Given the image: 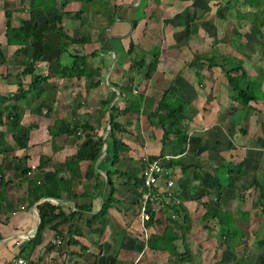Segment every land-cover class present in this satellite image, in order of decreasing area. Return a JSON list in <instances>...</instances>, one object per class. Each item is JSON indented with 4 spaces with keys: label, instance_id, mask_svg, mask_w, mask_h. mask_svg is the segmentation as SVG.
Instances as JSON below:
<instances>
[{
    "label": "crops",
    "instance_id": "0c3cea01",
    "mask_svg": "<svg viewBox=\"0 0 264 264\" xmlns=\"http://www.w3.org/2000/svg\"><path fill=\"white\" fill-rule=\"evenodd\" d=\"M9 1L11 3H15L16 5V0ZM117 1L121 3V5L114 12V16L116 13L115 21H110L109 17L105 15L106 13L95 12V14L98 16V20L100 18L99 21L101 22V24H99L100 30L97 34L99 35V38L98 40H93L91 35L84 34L89 40L82 44L81 47H84L85 53L92 52L95 49L103 50L102 56L106 59L107 66H104V62L99 57H95L93 60H91V66L93 68L100 65L102 67L104 66V82L107 85H110L108 78H110L111 75H116L118 76L117 82H120L125 86L129 85L128 91L132 90L136 92L137 88H139V90H143L144 88L143 85L145 82H142V80L143 76L145 75L144 73L146 68H143L139 71L137 69L133 71L130 70V65L134 60L132 56H129L127 54V49L131 42V35L134 34V39L136 38V42L138 43V47L133 55H144L146 59L150 61L152 59V56L147 50L150 49L151 46L155 45L159 46L160 48L162 47V44L158 43L157 39H161L162 37L165 41V44L170 47L179 44V42H181L182 44L186 43V39L183 41V31H186L184 27L186 25V21L183 20L186 13L187 17H189L190 14L196 16L194 24H197L196 27L199 28V26L201 25L200 20L202 19V16L205 15L203 13L208 7H210L211 12L214 11L216 13V19L213 20V22L210 21V23H214L217 25L218 22L220 26L219 15H221L222 18L225 15L223 12L220 13L219 9L221 8L219 7L213 10V4L217 1H220L221 3L219 5H222L228 0ZM260 1L261 7L259 11L264 13V0ZM11 3L9 8H12ZM229 3L233 6L238 5L239 16L242 14L253 15L256 11H258L257 6L245 3V0H229ZM28 5L29 1L26 0V7H28ZM18 8L19 9L12 11L10 15H7L5 13L4 3H0V94L5 95L6 97H9L11 95L12 97H14L18 93L17 77H15L14 73L13 76H7L8 71L13 72V67L16 66V64H14L15 62L13 63L15 59L12 58H14L15 51L18 46L8 44L5 37V32L8 26L16 25L19 21V18L24 19L25 17H27V12L22 11L23 9L20 7ZM229 15L235 14L230 13ZM198 16L200 20L198 19ZM65 18L70 19L69 16H66ZM74 20L76 21L77 19ZM133 21L139 22L136 29H134ZM243 21L244 19L240 20L241 23ZM93 25L97 24H95L94 22ZM215 29H218V33H221L220 31H222L218 28V26ZM64 30L67 32L65 27ZM155 32H162L160 38L155 37ZM197 32L198 31H196L195 33ZM154 38H156V40H154ZM229 41L231 42V40ZM95 42H98L99 44H94ZM87 45H92L95 48H93L91 51H86V47H88ZM95 45H98L99 47ZM162 58L163 56L161 55L160 59ZM46 61L52 62L53 58L46 59L40 62L45 63ZM44 65L45 64H43V66ZM41 66H38V69L40 68L39 70H42L46 73L47 71L46 69H44L45 66ZM48 73L49 72H47L46 74ZM141 73H143V75ZM54 76L56 77V79H60L61 82L63 81V79H61L60 77L56 75ZM152 80L153 78H151L150 81H147L148 84ZM77 82H83L81 84H84V82L86 83V78H83L82 80ZM140 83L141 85L139 86ZM99 88L102 89L99 97V99H101V96L106 94L107 92V89L103 86L91 89V93H93L94 91L98 92ZM113 89H115L117 92V94L113 97V101H117L119 96L121 95V92L117 87H114ZM144 92L146 93V91ZM27 98H29V96ZM258 101H251L250 104H257ZM7 102H10L9 99ZM7 102H0V113L7 111L5 108V104H7ZM12 102L17 101L14 100ZM24 103H26V101ZM20 105L19 106L21 109L25 108V104L20 103ZM49 106L53 105L50 103ZM28 107L29 109L25 108L28 109V112L25 111L26 118L21 122L24 127L23 129H20L18 131L20 133H27L29 135L28 145L26 147L22 148L18 146L13 139L12 132L8 130L7 125L5 123H0V132H4V137H0V165H2V167L4 166L2 172H0V264H20L18 262L20 258H23L26 261L23 264H59V261L61 259H63L62 261H66V264H72L70 263V260H72L73 255H76L75 253L78 249L76 248V246L78 245L65 246L62 249L63 252L55 248L49 249L48 245L54 238V231L49 227L42 230L41 234L39 235L36 247L31 254V257H25L22 252H24V249L27 248L29 240L32 239L38 233V231L35 235L32 236H27L26 234L29 232H33V230L37 226L38 223L36 216L39 217L40 221V214L37 206L44 200H50L54 204H61L63 209L67 212L77 211L80 205L90 206V211H81L82 214H80L79 219H74L73 221L64 223L60 226V228H62L66 232L69 230L70 226L76 229L77 225H81V227L84 228L82 230L83 233H86V231L88 232L89 229L97 226L99 221L96 220L93 215L102 208L103 202L110 191V188L108 186V170H113L114 172L113 181L116 186V192L114 195L118 199H120L121 202H117L114 204L115 207L109 208V213L108 215H106V217L111 220L113 225L111 227L107 225V228L99 241V245L102 244L103 241L108 237H111L115 241L114 238L117 235L121 237L120 239H122L123 235L120 236L122 233H119V231H121L123 228H126L129 235H131L129 231L133 230H136L135 232H137L138 234L140 232L139 227L141 231H143V229H146V231H148V235H146V238H148L151 228H147L146 226L142 225L140 218V207L136 208L137 204H139V206L141 205L140 200L142 190L131 186L128 180L129 175L124 176L120 169H117L118 166L114 165L113 159H111L112 157L110 156L111 151L108 150L110 144L109 142L107 150L105 152H103L102 150L103 153H100L101 155L99 156L95 164V167L100 172L98 180L104 184L103 192L99 191V189L94 188L93 185H95L96 183L95 179H88L85 177V171L87 169V164L89 163V161L84 160L81 162L82 168L80 170L83 176L74 177L71 186L74 195L75 193L80 194L84 191H88L87 193L78 195L76 197H74L72 193L71 197L65 199L55 198L51 200L49 199L50 197H44V199H42V197L34 204H29V178H32L36 174L37 170L47 172L56 170L57 164L64 162L67 158L71 157L77 152L81 141L84 139V133H79L82 137L75 135H61L55 138V142L53 143L52 137L48 133V126L53 124L56 118H63L66 115H71V113L73 112L72 109L70 110L72 112L68 113V111H66L69 110L67 108V104H59L58 101H56L54 103V106L52 107L50 115L47 117L44 115V117L41 114L32 113V106ZM45 111L46 109H44V112ZM244 111H247L248 114V112L252 110L246 109ZM54 113L56 114L54 115ZM30 114H32V116H35L34 120L37 122L33 123L31 122L32 120H29ZM74 114H76V112ZM83 114H85V118H88L92 124H97L99 116H96V114L94 115V118L96 120V123H94L91 119L92 115L89 114L88 110L83 108L79 111V116L73 117L81 120ZM247 114L245 112V116H247ZM256 114L254 115L253 120H250L251 125L247 127L248 129L240 128V125L243 124H239L236 120V127L239 126V132H242L243 136L236 133L237 129H233L231 135H224V132L219 126V131L217 129H213V133H211V136H215L216 133H214V131L217 132L218 134L216 138L209 137L210 132H207V136H204L205 132H197V137L193 138L199 142L198 146H201V144H212L211 149L214 150L211 151L213 152V160L210 159L211 157L206 158L204 160V164L203 162L201 164L197 163L196 165H194L193 163V166L190 165V162H187L190 161L192 157H182L184 158V161L190 166L187 169L189 170V172L186 173L187 170H183L178 165L173 167L175 168V175L178 179H176L177 181L175 187L171 188L172 196L181 199V204L187 207L190 218L194 215H198V212L199 214L201 212L198 217L208 220L211 219L212 221H214L217 230L219 229L218 219L216 215L210 218L208 217L209 215H204L207 211L204 202H213L212 204L215 206L216 199L220 197L222 202L220 206L221 209L227 212H231L230 215L233 216V220L235 221L234 223L242 226L243 233H245L246 231L244 225H251V227L255 226L253 228V231H251V233H253V238H250V241H256L258 239L257 237H255V233L257 234V232L259 233V237L261 238L259 240H264V204H261V196L264 194V187L262 188L261 186H256L254 184V181L251 184L248 182L251 177H254V179L257 178L259 172V177L264 176V120L263 118L259 119ZM138 117L140 118L141 126L144 129L146 128V130L149 129V137L145 136V134L140 135L138 133L132 134L123 132H118L117 135L122 140H124L126 142V145L128 146H123L122 148L127 147V150L130 149V151L128 150V153L124 152L123 149H121L120 157L121 162H123V168L126 167V163L129 162V159L131 157L137 158L135 163L132 165V170L137 172L139 176H141L144 168L142 167V161L139 158L142 156V159L147 160V157H149L150 155L160 154L162 150V134L158 128L154 127L151 119H149L146 115L141 114ZM228 117L231 119L233 116L230 114V116ZM229 118L227 119V121H229ZM239 118L243 119L241 118V116ZM107 123V119H102L101 128L97 129L98 134H102L104 138H107L105 136H107L108 132H106V129L104 130L105 127L103 126L107 127ZM228 126L231 130L232 125L228 124ZM130 127L133 128L134 131V127ZM144 129L142 130V132L144 131ZM219 132H222L223 134L221 135L219 134ZM92 133H94V131ZM139 135L143 139L140 138ZM243 137H247V140L245 141ZM198 151H200V149ZM43 155H47L48 157L43 162H41V157ZM224 162H228L230 164V168L226 173L227 177L225 176V179L222 180L220 178V174L216 172V168ZM33 165H35L36 168H34ZM30 168L31 170L29 171ZM239 168H243V171L238 173V175L232 172V170L237 171L239 170ZM247 169L250 170L248 171V173ZM62 174L66 176L69 173L68 171H62ZM236 176H238L239 178L238 182L234 179L236 178ZM132 181H134V179H132ZM194 182L197 185L194 186ZM230 183L233 184L232 188L229 187ZM243 184H246L248 187L246 189L247 194L245 192L244 195H241V197H243L242 199L239 195V186H242ZM185 185H188V187L186 188ZM216 193L218 194V197L213 199ZM192 194L194 195L192 196ZM212 194L213 196H211ZM197 197L201 199L199 200V198ZM233 198H236V200H238L239 208L237 210L230 209V200ZM174 204L175 203H172L171 205ZM179 204L176 203V205ZM238 212H242L245 216L247 215L248 221H244V223L240 222L241 216L238 215ZM179 216H181L182 219L184 218L183 213H180ZM90 223L91 225H93L92 227L88 225ZM122 225H124L125 227ZM188 228L189 227H187V229ZM93 231L94 230H91V232ZM76 237L80 239L81 242L89 244L86 238L78 237L77 235ZM244 239L245 237H243V240H241L240 237H236L235 240H237L236 242H238L239 245H244V254H246L247 242L244 241ZM134 243L135 244L130 249L136 252L137 243ZM261 245L263 244L261 243ZM89 246L90 247L88 251H93L94 253V248H100L97 245ZM147 248L149 247L147 246ZM218 249L221 250V248ZM260 253L264 254V248ZM260 259L263 262L262 264H264V257L260 256ZM247 261L248 260H245L244 262L246 263ZM234 262V264H238L236 260ZM133 263L135 264L136 262ZM216 263L218 262L216 261Z\"/></svg>",
    "mask_w": 264,
    "mask_h": 264
},
{
    "label": "trees",
    "instance_id": "16d2710c",
    "mask_svg": "<svg viewBox=\"0 0 264 264\" xmlns=\"http://www.w3.org/2000/svg\"><path fill=\"white\" fill-rule=\"evenodd\" d=\"M28 1V7L22 10L27 12V17L24 19L19 18L18 23L13 26H8L5 32L7 43L18 46L15 51L16 61L14 64L24 65L22 74H29L31 76L28 89H24L22 87L21 80L17 82L20 96H16V99L25 97L30 92L35 93L42 88V84L46 82L50 76L49 74H45L42 70H39L40 68L38 69L36 64L37 62L52 58L55 61L53 66V71L55 72L54 75L62 79L68 78L77 81L86 78V83L84 82V84H82L83 86L92 89L103 86L107 89L106 94L101 96V106L98 109L99 118L97 124H92L88 118H85V114H83L82 119L79 120L80 124H78L75 122L73 118L74 113L72 112L71 115H66L63 118H56L54 123L48 126V133L52 137L53 143L55 142L54 139L61 135H75L82 137L79 134L80 132L84 133V139L81 141L77 152L67 158L64 162L57 164L56 170L48 172L37 170L36 174L32 178H29V204H34L42 197L65 199L71 197L72 193L74 195L71 183L74 177L83 176L80 170L82 168L81 162L84 160L89 161L85 171V177L88 179H95L96 183L93 185L94 188L103 192L104 184L98 180L100 172L95 167V164L105 144L103 135L97 134V129L100 128L102 119L104 118L107 119V122L110 125V130L107 134L108 137L106 136L108 139H106L110 143L109 148H112L113 163L118 166L117 169H120L124 176L129 175L128 180L130 185L134 188H139L141 190L145 189L142 175L139 176L137 172L132 170V165L135 163L137 158L131 157L129 162L126 163V167L123 168L120 152L122 147L127 145L126 142L117 135L118 132L134 133L133 128L130 127L132 124V115H135L136 117L141 114L146 115L149 119H151L154 127L158 128L162 134V150L160 154L150 155L147 157V160L142 159L141 156L139 159L142 161V167L145 168L149 161L154 158L172 155L173 157L167 163L168 166L175 167L178 165L183 170H187L190 166L182 157L185 155L188 157L187 147L190 144H194V141L196 140L194 139L195 137H191L188 124L197 115L199 111L198 108L186 96H184L178 87L171 84L162 88L161 96L159 98L155 95L146 94L144 92L145 88L148 86L147 81L151 80L152 73L156 70L159 63L161 48L155 45L151 46V48L147 50L152 56L150 61H148L144 55H140L139 57L133 55L138 47V43L136 42V38L134 39V34H132L131 42L127 49V54L132 56L134 59L130 65V70L133 71L137 69L139 71L146 68L144 73L145 75L142 80V82H145L143 85L144 88L143 90H139V88H137L136 92L132 90L128 91L129 85L125 86L120 82H117V80H113L111 77L110 81L113 82H109L110 85H107L104 82L105 78L103 67H106L107 64L106 59L102 56L103 50L95 49L92 52L85 53L83 47L81 46L89 39L81 33L79 28H75L73 34H68L63 27V20L66 16H71L72 18L82 22L86 14H88L89 8L90 11L93 10V12L95 11L99 13L100 10L97 8V4L102 0H78L81 5L77 8V10L69 9L70 7H68V5L70 0ZM104 1H106L105 5L108 10L105 11V15L109 17L110 21H115L114 12L118 7H120L121 3L117 0ZM10 3L11 2L9 0H6L4 3V9L7 15H10L12 11L19 9L18 7L9 8ZM86 3H89L88 7L86 6ZM245 3L257 6L258 11L254 14L259 19V24L264 25V13L259 11L261 1L245 0ZM195 19L196 16L189 15L188 21L186 22L187 36L198 31L195 28L197 26V24H194ZM138 23V21H133L134 29H136ZM55 34L58 36V40L55 45H52L49 39ZM79 45L81 46L79 47ZM31 47L32 52L30 53L29 51ZM55 51L57 55L54 53ZM95 57H99L105 65L103 67L100 65L93 68L91 66V60ZM196 57L198 58V61L204 60L207 62L209 69L214 68L220 72L225 84L231 89V91L234 92L232 96L234 100L238 101L246 108L249 109L253 107L250 104L251 101H258L260 98H264V90L261 88V83L264 79L261 78V76H264V68H259V75L254 76L246 69L245 61L242 58H236L238 56L223 55L222 53L217 54L212 51L208 53H197ZM195 71L198 74L200 81H202L204 78L203 73L199 69H196ZM7 76H13V72L8 71ZM17 76L20 77V74ZM140 85L141 83L139 86ZM114 87L119 88L121 92L117 101H113V97L117 94L116 90L113 89ZM54 99L55 97L52 99L49 94L44 95L41 99H39V102L36 105L31 107V112L34 114H41L43 116L45 115L46 117L49 116L52 111V107L56 102ZM7 101L8 97L0 94V102L6 103ZM50 103L53 106H49ZM5 108L7 111L0 113V123H5L7 125L8 130L12 132L13 139L18 146L22 148L26 147L28 145L29 135L27 133L18 132L24 127L21 123L23 109H21L16 102H7V104H5ZM44 109H46L45 112ZM108 116L111 119L110 121L108 120ZM122 116L125 117L124 120H120ZM93 131L94 133H92ZM0 137H4V132H0ZM189 156L191 155L189 154ZM47 157V155H43L41 157V162H43ZM3 167L0 165V172H2ZM30 170L31 168L29 171ZM62 171H68L69 174L67 175L69 177L62 174ZM241 171H243V168H239L237 171L232 170V172L236 173V175H238ZM113 174V170L107 171L108 186L110 191L103 202L102 208L93 215L99 223L97 226H94V228L89 229L88 232L86 231V233H83L82 230L84 228H82L81 225H77L76 229L70 226L67 232L60 228V226L64 223L73 221L74 219H79L80 214H82L81 211H90V206L80 205L77 211L67 212L63 209L61 204H54L50 200L40 202L37 206L40 214L38 233L29 240L27 248L24 249V252H22L23 255L28 258L31 257V254L36 247L39 235L42 230L48 227L54 231V238H59L61 240L59 244L52 240L48 245L49 249L55 248L63 252L62 249L65 246L79 245L81 251L77 254L84 257L89 250V245H97L101 248L102 245H99V241L103 236L107 225L110 227L113 225L111 220L106 217L109 213V208L115 207V203L121 202V200L114 195L116 192V186L113 181ZM132 179H134V181H132ZM257 183H259V179L255 178L254 184L256 186H258ZM232 186L233 184L230 183L229 187L232 188ZM247 187L248 186L246 184L239 186L240 197L241 195H244ZM87 192L88 191H84L80 194L75 193L74 197L83 195ZM241 198L243 199V197ZM200 199L201 198H199V200ZM212 203L213 202L210 201L204 202L207 210L204 215H209V218L216 215L219 225V229L215 233L218 235L216 237L220 238V236L227 235V244L228 248H230L229 246L233 245L230 244V238L235 240L236 237H239L240 233L239 231L237 234L236 230L234 235H232L230 228H235L238 224L234 223L235 221L233 220V216L230 215V211L227 212L221 209L220 206L222 202L220 197L216 199L215 206ZM180 213L184 214L183 219L179 216ZM190 221L191 218L189 216L188 209L183 204L169 205L167 208L162 206L159 210H152L150 212V218L145 222V226L147 228H151V232L146 239V245L151 250L169 251L170 253L172 250V252L176 251L175 255H178L179 257H177V264H186L192 261L194 259V255L186 237V229L187 225L188 227L190 226ZM181 223L185 224V230L180 227ZM88 225L91 227L93 226L91 223ZM158 226L161 227L160 230L154 231ZM240 228L242 230V226H240ZM91 230L94 231L91 232ZM76 235L78 237L86 238L89 244L81 242ZM180 238L182 240L181 242L184 250H179L177 240ZM114 239L116 243L121 241L117 235ZM260 242H263L262 244H264V240H260ZM220 262H223V260ZM237 263L245 264L242 260H238ZM61 264H66V261ZM113 264L134 263L131 260L116 257Z\"/></svg>",
    "mask_w": 264,
    "mask_h": 264
},
{
    "label": "rangeland",
    "instance_id": "374dc122",
    "mask_svg": "<svg viewBox=\"0 0 264 264\" xmlns=\"http://www.w3.org/2000/svg\"><path fill=\"white\" fill-rule=\"evenodd\" d=\"M0 3L1 4L5 3V0H3V2L2 0H0ZM89 3H86L87 7L89 6ZM220 3H221L220 1H217L213 4V10L219 7L221 8L219 9L220 13L223 12L225 15L223 16V18L221 15H219L220 26L218 22L217 25L214 23L212 24L210 23V21L213 22V20L216 19V13L214 11L211 12L210 7H208L203 13L205 15L202 16L201 20L198 16L201 25L199 26V28L194 26L196 30H198L197 33H192L191 35L187 36L186 31H183V37H184L183 41L186 39V43L182 44L181 42H179V44L170 47L165 44V41L163 40L162 37L161 39H157V42L162 44L161 55L163 56V58L159 60L156 71H153L152 73L153 80L145 88L147 94L155 95L159 98L161 96L162 88L167 87L169 84L174 85L178 87L179 90H181V92L184 94V96H186L198 108L199 111L197 115L188 124V128L190 130V135L192 136V138L197 137L196 133L201 131H202L201 133L205 132L204 136H207L208 135L207 132H210L209 137L216 138L218 133L214 131V133H216L215 136H211V133H213V129L218 130V126L221 127V130L224 132V135H231L232 130L237 129L236 133L243 136V133L239 132V126L236 127L235 124L236 120L239 124L240 123L243 124L240 125V128H245V129H248L247 127L251 125L250 120H253L254 115L256 113H257L256 116H258L259 119L263 118L264 120V102H263L264 98H260L257 104L252 105L253 107L249 108L252 111L248 112L247 114V111L244 110L248 108L243 106L238 101L234 100V98L232 97L234 92L231 91V89L225 84V82L221 77L220 72L214 68L209 69V67L207 66V62H205L204 60L198 61V58L196 57L197 53H208L212 51L216 52L217 54L222 53L223 55L238 56L236 58L239 59L242 58L245 61L246 69L251 75L254 76L259 75L260 73L259 68H264V25L259 24L260 23L259 19L254 14L253 15L242 14L239 16L238 5L233 6L232 4L229 3V0L227 2H224L222 5H219ZM105 4L106 1L104 0L99 1L97 4L98 6L97 8H99L100 12L102 13L108 11L106 9ZM80 5L81 3H79L78 0H70L68 7H70L69 9L71 10H77V8ZM11 6L12 7L16 6L25 9L26 0H16V5L15 3H12ZM88 11H89L88 14H86L82 22L80 20L75 21L74 18H72L71 16H69L70 19L65 18L63 21V27H65V29L69 34H73L74 28L77 27L80 29L81 33L89 34L92 36L93 40L96 39L98 40L99 35L97 34L98 31L100 30L99 27V24H101V22L99 21L100 18L98 20V16L94 13L95 11L94 12L93 10L90 11V8L88 9ZM230 13L235 14L237 17L235 15H229ZM186 14L184 15L183 21L187 22L188 17ZM240 18L244 19L242 23L240 22L241 20ZM94 22L97 25H93ZM217 26L220 30H222L220 31L221 33H218V29L217 30L215 29ZM184 27L186 30V25ZM161 33L162 32H155L154 35H156L155 37L160 38V36L162 35ZM57 40H58V36L56 34L52 35L49 39L52 45H55ZM154 40H156V38H154ZM229 40H231V42ZM94 44H99V43L95 42ZM80 46L81 45H79V47ZM87 46L88 47H86V51H91L93 48H95L92 45H87ZM29 52L30 53L32 52V47ZM54 53L57 55L56 51ZM136 56L139 57L140 55H136ZM12 59H15V56ZM15 61L16 60H14L13 63ZM43 64H45L44 65L45 67L43 66ZM54 64H55L54 60L52 62L46 61L45 63L37 62L36 64L37 66L40 67L42 65L41 67H44V69H46V71L50 73V74L48 73L50 78L42 84V88L37 92L35 93L30 92L29 95L25 97H21L20 99H16V96H20V91H17L18 93L14 97H12V95L8 97L9 101L12 102L15 100L17 101L16 103L18 105H20V103H23L25 104V108L29 109L28 106L36 105L39 102V99H41L44 95L49 94L52 97V99L53 97H55L54 100L58 101L59 104H67V108L69 110L66 111H68V113H71L72 111L73 113L76 112V114H73L74 116H79L80 114L78 115V113L82 108L88 110L89 114L92 115L91 118L92 121L96 123L94 115L96 114V116L97 115L99 116L98 109L101 106V102H100L101 99H99V97L102 89L99 88L98 92L94 91L93 93H91L92 88H87L83 86L81 84L83 82L80 83L77 82L76 80L73 79L71 80L68 78L63 79V81L61 82L60 79H56V77L54 76L55 74V72L53 71ZM23 68L24 65L16 64V66L13 67L14 70L13 73L15 74V77L18 78L17 81L21 80L22 87L24 89H28L29 83L31 81V76L29 74L28 75L22 74ZM196 69H199L203 73L204 78L202 81H200V78L195 71ZM18 74H20V77L17 76ZM141 74L143 75V73ZM117 77L118 76L116 75L115 76L111 75V78L113 80H117ZM261 78H264V76H261ZM108 79L109 82H113L110 81L111 80L110 78ZM261 88L262 89L264 88V79L262 80ZM28 96L29 98H27ZM25 101L26 103H24ZM25 108L23 109V114H22L23 117L21 122L26 118L25 111L28 112V109ZM71 109L72 111H70ZM245 112L247 116H245ZM55 114L56 113H54V115ZM230 114L233 116L231 119L228 117L230 116ZM132 116H133L132 124L130 126L134 127V131H135L134 133L136 134L138 133L140 135L145 134V136L149 137L150 136L149 129L146 130V128L144 129L141 126L139 117H136L135 115ZM238 116L239 117L241 116V118L243 119H240ZM34 117L35 116H32V114L29 115V120L30 121L32 120L31 122L33 123L37 122L34 120L35 119ZM226 117L229 118V121H227L228 118ZM73 118L76 123L80 124L78 118L76 117ZM124 119L125 117L122 116L120 120H124ZM228 124L232 125L231 130ZM103 127H105L104 130L106 129L107 132L110 130L108 128L109 127L108 124L107 127L106 126ZM143 129L144 131L142 132ZM219 134L222 135L223 133L219 132ZM140 138L142 137L140 136ZM243 138L245 139V141L247 140V137H243ZM190 145L187 147L188 158H189V154L191 155L190 157H192L190 161H187L190 162V165H193V163L194 165H196L197 163L201 164L202 162L204 164L205 162L204 160L210 157H211L210 159L213 160L212 158L213 152L211 151L214 150L211 149L212 144H208V145L201 144V146H198L199 142L195 140L194 144H190ZM122 149L126 153H128V150L130 151V149L127 150V147ZM199 149L200 151H198ZM109 150L111 151L112 148L110 147ZM110 153H111L110 156L112 157V151ZM229 168H230V164L228 162H224L223 164H221L216 168V172L220 174V178L222 180L225 179V176L227 175L226 173L229 170ZM248 171L250 170L247 169V173ZM188 172L189 170L186 171V173ZM259 176H260V172L257 175V178L259 179V183H257V185L258 187L259 186L263 187L264 176L263 177H259ZM234 179L237 182L239 181L238 176H236V178ZM253 179L254 177H251L248 182L251 184L254 181ZM193 184L194 186L197 185L195 184V182ZM185 187L187 188L188 185H185ZM193 195L194 194H192V196ZM211 196H213V194ZM217 197L218 194L216 193L213 199ZM190 200H194V199H190ZM230 201H231L230 209L237 210L239 208L238 200H236V198H233ZM261 204H264V194L261 196ZM138 207L141 208V205L139 206V204H137L136 208ZM200 214L198 212V215ZM198 215L196 216L194 215L191 217L192 220L190 221V226L188 229H186L184 223L180 224V227L182 229L184 230L186 229V234L188 235L186 236L187 241L189 242L190 247L192 249V253L194 255V259L188 262L187 264H234L235 260L236 261L248 260L245 264L263 263L262 260L260 259V256L264 257V254H261L260 252H262V249L264 248V244L261 245V242L259 240L261 239L259 237V233L258 232L257 234L255 233V237L258 238L256 241L255 240L250 241V238L251 239L253 238L252 236L253 233H251V231H253V228L255 226L251 227V225L250 226L244 225L246 230L245 233H243L239 225H237V227L235 228L233 226H232L233 228H230L232 235H234V233L237 230V234L240 231L239 237L241 240H243V237H245L244 241L247 242L246 249L248 254L247 253L244 254L243 244L239 245V243L236 242L237 240L233 241L230 238V244L233 245L232 246L230 245L229 246L230 248H228L227 235L220 236V238L216 237L218 235L215 234L217 232V228L215 227V222L212 221L211 219L209 220L202 219L201 217H198ZM238 215L242 216L240 217V222L244 223V221H248L247 215L245 216L242 212H238ZM160 228L161 227L158 226L155 228V230L154 229L152 230L157 231L160 230ZM135 231L136 230L129 231V233L131 234L129 235L126 228H123L121 231H119V233H122L120 236L123 235L121 241L116 243L111 237H108L101 244L103 247L94 248L95 253L93 251H87L84 257H81L79 256V254H77L81 251L78 245L76 246V248H78L77 252L75 253L76 255L72 256V260H70V263L113 264L114 259L116 257H120L131 260L132 262H136L135 264H177L178 262L177 259L179 257L178 255H175L176 251L172 252L173 251L172 250L170 253L169 251L150 250L149 248H147L146 245V239H147L146 235H148V231L144 229L143 231H141L140 227H139L140 232L138 234ZM150 232L151 231H149V234ZM120 238L121 237H119V239ZM181 241H182L181 238L178 239L177 244L179 246V250H184ZM134 242L137 243L136 252L130 249L135 244ZM218 248H221V250H219ZM96 257H98L97 260ZM62 260L63 259L59 261V264L64 262ZM222 260L223 262H220ZM216 261L219 263H216Z\"/></svg>",
    "mask_w": 264,
    "mask_h": 264
},
{
    "label": "built area",
    "instance_id": "2783aa9c",
    "mask_svg": "<svg viewBox=\"0 0 264 264\" xmlns=\"http://www.w3.org/2000/svg\"><path fill=\"white\" fill-rule=\"evenodd\" d=\"M172 157V155H165L154 158L142 171L145 189L141 192L140 218L144 226L152 210H159L162 206L167 208L172 203H181L180 198L172 196L171 188L175 187L176 179H178L175 168L167 164ZM33 167L36 168L35 165ZM53 241L58 244L61 242L59 238H54ZM18 262L23 264L26 261L20 258Z\"/></svg>",
    "mask_w": 264,
    "mask_h": 264
},
{
    "label": "water",
    "instance_id": "95a60500",
    "mask_svg": "<svg viewBox=\"0 0 264 264\" xmlns=\"http://www.w3.org/2000/svg\"><path fill=\"white\" fill-rule=\"evenodd\" d=\"M113 102V101H112ZM109 116H110V114H109ZM111 119H110V117H109V121H110ZM109 129H110V125H109V127H108ZM107 132V131H106ZM106 135V134H105ZM106 137V136H105ZM105 139V146H104V148H103V152H105L106 150H107V148H108V141H107V139L106 138H104ZM102 152V153H103ZM101 155V154H100ZM42 199H44V197L42 198ZM49 199H51V200H53V199H55V198H49ZM37 217V226L35 227V229L33 230V232H29V233H27L26 235L27 236H32V235H35L36 233H37V231H38V227H39V223H40V221H39V217L38 216H36Z\"/></svg>",
    "mask_w": 264,
    "mask_h": 264
},
{
    "label": "clouds",
    "instance_id": "9594fccd",
    "mask_svg": "<svg viewBox=\"0 0 264 264\" xmlns=\"http://www.w3.org/2000/svg\"><path fill=\"white\" fill-rule=\"evenodd\" d=\"M172 168H173V167H172ZM181 203H182V202H181ZM181 203H180V204H181ZM175 204H176V203H175ZM177 204H178V203H177Z\"/></svg>",
    "mask_w": 264,
    "mask_h": 264
}]
</instances>
